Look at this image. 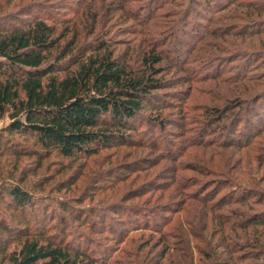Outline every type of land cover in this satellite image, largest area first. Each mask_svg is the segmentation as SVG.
I'll return each instance as SVG.
<instances>
[{"label":"rangeland","instance_id":"374dc122","mask_svg":"<svg viewBox=\"0 0 264 264\" xmlns=\"http://www.w3.org/2000/svg\"><path fill=\"white\" fill-rule=\"evenodd\" d=\"M25 6L50 12L56 26L92 8L83 35L97 11L100 36L83 39L84 49L103 41L135 69L154 53L156 79L166 84L158 94L178 104L161 111L164 127L132 135L139 143L88 158L43 151L6 132L9 114L0 119V225L23 226L10 197L21 185L33 198L25 210L33 233L43 218L47 239L92 251L104 264H264V226L253 224L264 216V129L243 130L254 149L239 150L232 139L246 104L264 122V0H0V19L23 24ZM174 177L197 198L212 192L213 204L225 206L212 212L185 200ZM3 244L16 246L0 229Z\"/></svg>","mask_w":264,"mask_h":264},{"label":"trees","instance_id":"16d2710c","mask_svg":"<svg viewBox=\"0 0 264 264\" xmlns=\"http://www.w3.org/2000/svg\"><path fill=\"white\" fill-rule=\"evenodd\" d=\"M22 11L21 15L30 17L23 24L18 19L26 18L7 15L0 19V119L9 114L12 121L6 130L9 135L29 138L43 151L74 159L97 157L104 150L139 143L132 135L141 134L146 126L164 127L166 122L161 111L168 106L171 109L178 101L169 103L158 94L166 84L156 79L160 75L157 68L160 60L154 53H147L141 66L135 69L103 41L85 50L83 39L97 35L98 40L100 36L97 11L90 24V34L83 35L80 30L90 23L93 9L89 7L77 23L65 26L50 24L48 21L53 19L49 17L50 12L33 14L27 6ZM206 38L200 37L201 47L208 45ZM248 105L244 106L248 112L246 118L252 113L254 120L245 118L239 126L242 130L232 134H236L232 139L236 138L239 150L254 149L252 143L256 140L251 137L244 142L243 130L249 128L256 133L264 129L261 113L258 110L255 113V108L251 112ZM146 110L155 116L145 117ZM173 184L181 187L179 194L185 200L199 201L212 212L219 207L220 199L213 204L216 196L212 192L197 198L195 192H188L191 188L181 186L175 177ZM10 197L20 209L23 226L0 225L3 234L16 243L12 251L7 244L0 245V264H104L92 251L71 247L63 239L60 242L54 237L47 239L43 218L35 225L36 231H42L33 233L25 216L33 198L21 185L13 187ZM182 211L183 208L172 212ZM186 212L193 213L192 208ZM253 224L264 226V216L254 218Z\"/></svg>","mask_w":264,"mask_h":264}]
</instances>
